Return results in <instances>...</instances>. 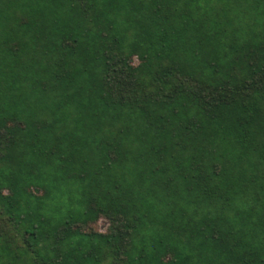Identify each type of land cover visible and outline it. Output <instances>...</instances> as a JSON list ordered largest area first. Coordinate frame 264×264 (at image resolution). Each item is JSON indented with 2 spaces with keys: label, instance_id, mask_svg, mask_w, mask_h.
<instances>
[{
  "label": "trees",
  "instance_id": "trees-1",
  "mask_svg": "<svg viewBox=\"0 0 264 264\" xmlns=\"http://www.w3.org/2000/svg\"><path fill=\"white\" fill-rule=\"evenodd\" d=\"M0 264H264V0H0Z\"/></svg>",
  "mask_w": 264,
  "mask_h": 264
},
{
  "label": "rangeland",
  "instance_id": "rangeland-1",
  "mask_svg": "<svg viewBox=\"0 0 264 264\" xmlns=\"http://www.w3.org/2000/svg\"><path fill=\"white\" fill-rule=\"evenodd\" d=\"M106 227V222L103 219H98L96 222V228L99 231H104Z\"/></svg>",
  "mask_w": 264,
  "mask_h": 264
}]
</instances>
